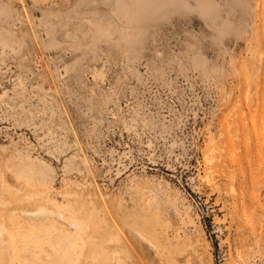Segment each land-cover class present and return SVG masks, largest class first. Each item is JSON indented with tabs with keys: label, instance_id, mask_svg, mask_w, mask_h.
<instances>
[{
	"label": "rangeland",
	"instance_id": "1",
	"mask_svg": "<svg viewBox=\"0 0 264 264\" xmlns=\"http://www.w3.org/2000/svg\"><path fill=\"white\" fill-rule=\"evenodd\" d=\"M0 229V264H264V0H0Z\"/></svg>",
	"mask_w": 264,
	"mask_h": 264
},
{
	"label": "bare ground",
	"instance_id": "2",
	"mask_svg": "<svg viewBox=\"0 0 264 264\" xmlns=\"http://www.w3.org/2000/svg\"><path fill=\"white\" fill-rule=\"evenodd\" d=\"M40 210H37L38 212H36V213H28V212H25V214H27L28 216H32V217H40V214H41V212H42V214L41 215H45V214H47V212H45V214H43V210L44 211H46L43 207H40L39 208ZM42 210V211H41ZM39 211H41V212H39ZM52 214H49V216H51ZM108 215H110V213L108 212ZM56 216L58 217V219H63L64 218V216L61 214V213H57L56 214ZM47 217H48V214H47ZM110 218H111V216H109ZM72 228H74V229H78V227H77V225H76V223L74 222V221H72L70 224H69ZM1 230V229H0ZM2 231H3V229H2ZM2 233V232H1ZM54 233V232H53ZM58 238H62V235H60V234H53L52 236H51V240H52V242H51V240H50V242L52 243V244H54V241H57L58 240ZM46 243V242H45ZM50 243V246L52 245ZM65 243V240H63V244ZM47 244V243H46ZM13 246V245H12ZM9 253V252H8ZM9 255H11V254H9ZM12 256V255H11ZM13 257V256H12ZM64 262H66V261H64ZM67 264V263H66Z\"/></svg>",
	"mask_w": 264,
	"mask_h": 264
}]
</instances>
